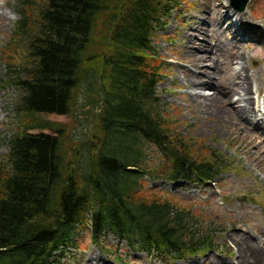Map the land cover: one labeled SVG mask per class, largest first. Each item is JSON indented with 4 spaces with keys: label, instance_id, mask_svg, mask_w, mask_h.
Here are the masks:
<instances>
[{
    "label": "trees",
    "instance_id": "trees-1",
    "mask_svg": "<svg viewBox=\"0 0 264 264\" xmlns=\"http://www.w3.org/2000/svg\"><path fill=\"white\" fill-rule=\"evenodd\" d=\"M18 2L20 19L1 52L28 117L0 161V264H46L78 248L85 232L96 243L113 234L175 258L215 247L208 230H190L185 206L141 183L154 173L146 142L169 162V180L209 181L226 163L209 148L181 145L157 96L162 62L152 40L177 0ZM84 86L101 144L74 145L73 162L62 125L55 134L32 131L49 125L41 114H76Z\"/></svg>",
    "mask_w": 264,
    "mask_h": 264
},
{
    "label": "rangeland",
    "instance_id": "rangeland-1",
    "mask_svg": "<svg viewBox=\"0 0 264 264\" xmlns=\"http://www.w3.org/2000/svg\"><path fill=\"white\" fill-rule=\"evenodd\" d=\"M18 8V0H0V161H5L8 154L10 136L17 132L22 121L28 117L19 109L22 87L16 84L17 80L10 75L9 68L5 67L1 52L14 36V27L20 19ZM221 8L235 11L238 15L237 22L241 19L244 27H257L264 35V0H249L244 12L238 11L231 0H177L170 16L164 20L165 24L160 26L153 37L152 47L162 62L156 91L165 108L166 119L171 120L170 131L179 136L180 144L187 149H200L203 146L216 152L225 159V167L219 176L209 182L195 179L169 180L165 177L169 162L164 159L157 146L146 142L144 150L147 168L154 173L145 175L141 181L145 192H154L160 198L174 200L173 204L185 206L193 217L190 230H208L215 247L172 260L169 255H147L135 251L113 234L107 235L103 247H100L93 243L90 234L81 233L78 244L82 248L58 253L56 257L53 255L47 264H210L213 258L235 262V243L244 244V239L240 240L238 236L245 238L243 234H246L255 241L259 239L261 233L258 227L264 229V157H260L258 153L260 150L264 151V133L254 127H249L250 132L243 128L237 129L239 127L234 131L233 124L238 123V119L233 113L225 117L226 120L230 119L229 124L225 123V118L218 109L200 114L191 103L190 92L193 90L184 84L186 75L200 74V78L206 80L209 74L199 72L190 62L191 58L183 52L185 44L190 49L195 47L196 55L207 58L202 64L204 68H207V64L217 68L219 74L213 78L215 83L228 82L229 78L235 80L236 72L244 67L253 85L255 112L252 121H260V128L264 131V116L261 111L264 108V42H255L249 40V36L243 38V35H240L239 41L230 42L234 29H228L229 23L226 21H222L221 26L218 25ZM200 27L209 32V42L198 39L202 37L195 28ZM189 35L196 41L195 44H189ZM217 39L225 42L222 44L224 51L215 47V43H219ZM232 52L244 54L245 58L233 61ZM209 60H212V64ZM258 90L261 95L257 97ZM87 91L85 86L79 91L80 104L76 114H41L37 119L48 122L49 125L32 131L55 134L57 125H62L69 136L66 145L72 146L69 158L73 162L76 161L74 145L84 144L85 147L90 144L98 147L101 144L100 134L95 127L96 110L86 101ZM196 91L211 94L214 90ZM238 98L235 95L231 100L236 107L241 105L235 103ZM257 108L261 112H256ZM241 132H246L248 137L253 136L255 141L247 144L245 138L240 136ZM94 258L97 259L92 262Z\"/></svg>",
    "mask_w": 264,
    "mask_h": 264
},
{
    "label": "bare ground",
    "instance_id": "bare-ground-1",
    "mask_svg": "<svg viewBox=\"0 0 264 264\" xmlns=\"http://www.w3.org/2000/svg\"><path fill=\"white\" fill-rule=\"evenodd\" d=\"M4 15V12L2 13ZM238 15L235 11L228 8V10L225 8H221L219 11V23L218 25L221 26V23L226 21L229 23L228 29H234L233 31V37L229 39L230 42L239 41L240 35H243L245 38L246 36H249V40L263 43L264 42V35L261 33V30L257 27L248 26L245 27L242 24L241 19L236 21ZM234 18V19H233ZM241 18V17H240ZM197 29V34H200L202 39L198 38L202 42L208 41L209 32L204 29V27L195 28ZM243 29V30H242ZM242 30V31H241ZM242 32V33H241ZM192 39V40H191ZM243 40V39H242ZM219 43H215V47H219L220 50L224 51L222 49L225 42H223L222 39H217ZM188 42H192L193 44L196 43V41L193 39L191 35L188 36ZM201 42V44H202ZM209 42V41H208ZM183 48L184 54L191 58L190 62L194 64L198 69L199 72H208V78L206 80H202L199 75H186V80L184 84L187 86L188 89L193 90V92H190L191 97V103L193 106L197 107L198 112L200 114H204L207 112H214L215 109H218L219 112L222 113L224 118L228 116L229 114L233 113L237 119L238 123L233 124L234 131L237 127V129L243 128L244 130L250 132L249 127H254V129L262 131V128H260L259 124L261 123L258 121V123H254L252 121L253 113L255 112V102L253 101V85L248 77V72L244 67H241L238 72L235 74V80L229 78L228 82H221V83H215L213 80L214 76L219 74V71L214 66H211L207 64V68H204V64L207 61V58L203 55L198 56L195 51V47H192L191 50L188 46V44L184 45ZM237 48V47H236ZM233 58L232 60L245 58L244 54L240 53H231ZM210 57V56H209ZM210 59V58H209ZM208 63V62H207ZM209 63L212 64V60H209ZM206 66V65H205ZM205 71H204V70ZM211 70V71H210ZM205 89H213L214 91L208 94L201 93V91L196 90H205ZM257 94H261L260 90L256 92ZM238 95L239 98L235 101V103H240L241 105L235 106L234 102H232V98ZM232 115V114H231ZM257 116V113H256ZM231 121L230 119L225 118V123L229 124ZM264 122V119L262 120ZM252 130V129H251ZM246 132H241L240 136L244 137L247 141V144H251V142L255 141V138L253 136H247L245 135ZM251 134V133H250ZM253 138V139H252ZM264 140V139H262ZM259 156L264 157V151H259ZM260 161H263L262 158H259ZM259 232L261 233L259 236V239L256 241L251 238L250 236H246V234H243L244 237L238 236L240 240L244 239V244H236L235 247V257L236 260L234 261H228L224 258H213L212 261H210V264H264V229L262 227H258ZM254 233V232H253ZM97 259L94 258L92 262ZM90 261H88L89 263ZM193 264H199V262H195Z\"/></svg>",
    "mask_w": 264,
    "mask_h": 264
},
{
    "label": "water",
    "instance_id": "water-1",
    "mask_svg": "<svg viewBox=\"0 0 264 264\" xmlns=\"http://www.w3.org/2000/svg\"><path fill=\"white\" fill-rule=\"evenodd\" d=\"M232 5H235L240 12H243L247 8L249 0H231Z\"/></svg>",
    "mask_w": 264,
    "mask_h": 264
}]
</instances>
